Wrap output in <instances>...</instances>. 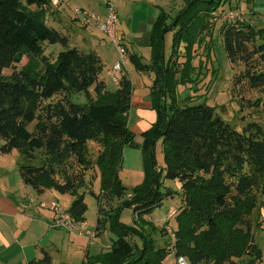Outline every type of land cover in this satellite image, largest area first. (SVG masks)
Returning <instances> with one entry per match:
<instances>
[{"label": "trees", "instance_id": "1", "mask_svg": "<svg viewBox=\"0 0 264 264\" xmlns=\"http://www.w3.org/2000/svg\"><path fill=\"white\" fill-rule=\"evenodd\" d=\"M52 2L0 0V153L17 150L28 162L40 154V166H20L23 183L40 195L46 190L71 195L68 212L81 223L88 211L86 172L98 168L100 193L90 192L99 204L94 236L108 230L115 237L106 252L87 257L83 264H163L171 250L188 264L262 262L253 216L259 208L264 211V126L251 121L240 131L213 107L180 105L175 98L181 79L193 82L194 45L210 32L217 11L232 0H185L170 24L162 12L151 29L150 65L130 54L137 71L156 75L150 89L157 111L153 127L141 134L145 177L132 189L123 185L120 170L125 147H140L129 125L133 83L125 73L117 90H108L100 78L105 67L100 56L69 47L68 36L47 24L46 9ZM168 31L173 32V49L167 62ZM220 32L233 67H242L233 90L264 94V27L223 19ZM55 44L64 49L51 57L46 46ZM183 46L186 60L179 63ZM23 57L28 62L18 68ZM6 69L11 74L6 75ZM73 93H85L88 103L72 102ZM262 101L260 96L246 107H260ZM159 140L164 166H158L155 156ZM90 143L99 146L93 162ZM73 163L77 169L71 168ZM170 181L177 182L178 189ZM177 197L182 205L175 215L171 250L121 221V212L130 209L136 221L147 225L145 215ZM115 200L118 205L113 206ZM136 237L141 245L131 239ZM29 264H52V258L44 251L42 259Z\"/></svg>", "mask_w": 264, "mask_h": 264}, {"label": "rangeland", "instance_id": "2", "mask_svg": "<svg viewBox=\"0 0 264 264\" xmlns=\"http://www.w3.org/2000/svg\"><path fill=\"white\" fill-rule=\"evenodd\" d=\"M240 1L242 6L240 5ZM106 2V0H58L57 4L52 2V5L46 9L45 16L49 26L54 27L64 35L68 36L69 47H77L78 49L86 52L92 51L93 49L98 50L105 65L101 78L108 83V90L116 91L118 85L114 80L111 71L113 66L121 59L117 47L95 26H84L80 19L76 17L75 13L76 9L85 8L86 10L92 11L96 14H103ZM123 2H125V6L123 3V5L119 6V8L116 7V10L119 12L120 17L118 24L122 30L126 31L127 40H130L132 43L129 44V50L127 49L128 54L129 56L130 52L132 54H142L144 57H140H142L143 63L150 65L151 58L149 54H143V52L149 51L140 50L138 47L133 45L135 34L131 31V23H133V26L140 25L143 20L148 23V17L155 13L150 11L158 10V16L162 12L166 13L167 23L170 24V22L184 8L185 2L184 0H173V2L169 0H123ZM112 3L116 6L118 0H113ZM31 8L35 9V6H32ZM242 10H244V12H241ZM55 12H59L60 16L55 15ZM226 12H239L241 13L243 21L253 23L257 27H264V0H235L232 3H228L221 7L217 11L219 18L215 20V24L210 29V32L203 34L201 36L203 39H200L193 47V82H188L186 80L182 81L180 78L181 81L178 82L179 84L175 88V98H177V102L180 105L203 103L213 107L216 110V113H218L232 127L240 131L243 130L244 127L251 121H257L264 126V101H262L260 107H246L248 102L257 99L260 96L264 97V94L247 88H244L241 91L237 88L233 90L234 78L238 75L239 71L242 70V67H233L223 47V39L220 30L223 23V16ZM158 16L156 17V20ZM164 39V54L165 59L168 62L173 49V32H166ZM63 49L64 47L61 44L47 45L46 54L51 57H57L59 52ZM178 52L179 63H182L186 60L184 57V46L179 48ZM27 62L28 58L23 57L21 63L18 64L17 67L21 68ZM11 72V69H6L4 71L6 75L11 74ZM125 72L133 83V98L137 96L134 103H132L133 109H131L129 114V125L130 129L136 134L135 141L140 144V147H125L123 151V164L122 169L120 170V178L124 186L132 189L141 184L145 177L144 158L141 148L143 138L141 134L146 130H150L157 121V111L153 109L150 89L156 75L151 71H137L131 63L130 57L125 65ZM115 75L117 77H121L122 74L115 73ZM71 100L77 104L88 103V97L85 93H73ZM148 102L152 106L149 110L140 106V103L148 104ZM166 102L168 106L172 105V99H170V97ZM241 102L245 105L244 108L241 107ZM138 109L141 110V113L139 114L137 112ZM149 111H151V114ZM142 118L145 119L144 124ZM98 148L99 146L96 143H90L89 145L92 162L95 161L98 154ZM13 153L14 154L12 155H6L5 158L7 159L4 161L6 165L11 163L12 168H15L14 175L9 181H7L8 185H14L21 182V178L17 171V168L21 165L31 164L40 166L42 164L41 156L38 153H36V158L31 162H28L23 157H19L18 151H13ZM155 156L158 166H164L163 149L160 140L156 143ZM71 168L77 169L78 167L73 163ZM86 183H88L85 188L88 192L85 196V202L88 205V211L85 214L86 221L84 222L86 228L82 229L79 227L78 229L69 232L65 228H59L58 230L53 229L54 231H59L63 236L68 235V237L73 236V234L80 231L84 234L83 242H85V245L89 242V240H93L95 238V236L92 237V234H94L99 215L98 201L96 197L90 193L93 191L95 194H99L101 188V176L98 168L95 166L87 170ZM176 183L177 182L175 181L169 182L173 188L178 189V185H175ZM54 194L56 193L48 191L44 197L39 198L34 192L33 198L35 201L30 196H22L27 197L22 199V201L30 204L29 210L32 212L33 216L46 220L45 218L51 216L50 209L53 202H58L65 211H68L73 201L71 195L65 194L62 196L57 193L59 195L57 196V194ZM15 195L17 196V194ZM18 200L21 203V199L18 198ZM116 205H118L117 200L113 202V206ZM181 205L182 201L179 197L167 199L160 208L154 210V214L151 215L152 221L147 222L145 220V222L148 223L147 225L141 223L140 219L139 221H136L137 216H134L130 209H124L121 212V221L129 227H137L148 236H151V238L155 240L157 246L169 248V250H171L172 243H174L172 233H175L177 228V225H175V215L173 218L171 217L169 221L166 220L168 219L170 210H176L178 213ZM105 208H108V206ZM263 212L264 211L260 208L255 210L253 216V230L256 242L263 251L264 259ZM164 220L165 224L160 227L161 222ZM97 237L99 238V242H103L104 240L111 241V238H114L115 236L112 232L108 231ZM131 239L141 245V241L137 237ZM240 262L241 261L239 259H233V261L227 264H240ZM56 264L61 263L56 262ZM163 264H177V257L172 250ZM259 264H264V260Z\"/></svg>", "mask_w": 264, "mask_h": 264}, {"label": "crops", "instance_id": "3", "mask_svg": "<svg viewBox=\"0 0 264 264\" xmlns=\"http://www.w3.org/2000/svg\"><path fill=\"white\" fill-rule=\"evenodd\" d=\"M106 1L113 2V0ZM169 1L173 2V0ZM123 3L125 6V2H123V0H118L116 7L119 8V6L123 5ZM150 12L155 13H153L152 16L148 17V23L143 20L141 21L140 25H138L139 27L136 25L133 26V23H131V31L135 34L133 45L138 47L140 50H148L149 52L146 51L143 52V54H149L151 58V29L156 22V17L158 16L159 12L158 10H152ZM241 12H244V10H242ZM105 13L106 3L105 11L103 12V14ZM55 15L60 16L59 12ZM119 19L120 17L118 12V20ZM118 27L120 34L124 36L127 49L129 50V44L132 43L130 42V40H127L126 31L122 30L119 24ZM92 51H95L102 59V56L97 49H93ZM130 54L132 53L130 52ZM137 55L144 57V55L142 54ZM106 84L108 86L107 82ZM136 98L137 96H135V98H132V103H134ZM140 106H143L146 110H149L152 107L149 102L148 104L140 103ZM137 112L139 114L141 113V110L138 109ZM149 113L151 114V111H149ZM142 120L144 124L145 119L142 118ZM12 154L14 153H0V264H29L31 261L42 259L44 256V251H47L50 254L52 258V264H56V262L65 264H83V262L86 261L87 257L97 256L103 252H106L110 247L111 241L104 240L103 242H99V238L96 236L93 240H89V242L85 245V242H83L84 234H82L80 231L70 237H68V235L63 236L59 231H54L53 229L58 230L59 228L54 226V219L56 217L54 215V212L50 208L49 209L51 211V216L45 218L46 220H44L43 218H37L32 215V212L29 210L30 204L24 203L22 201V199H25L27 197L22 196H30L32 199H34L33 196L35 191L31 187H28L23 183L19 172L20 167L17 168V171L21 178V182L14 185L7 184V181H9L10 178L14 175L15 168H12L11 163L6 165L4 161L7 159L5 158L6 155ZM19 157H22L20 153ZM48 191H50L51 193H58L57 191L54 192L55 190H46L41 195L37 194L36 192L35 193L39 198H41L44 197ZM15 194H17V196ZM58 194L62 195L60 193ZM58 194L57 196H59ZM17 197L21 199V203ZM152 214H154V212L145 215L143 217L144 220H146L147 222L152 221ZM262 218L264 219L263 216ZM165 220L161 222L160 227L165 224ZM105 232H108V230Z\"/></svg>", "mask_w": 264, "mask_h": 264}, {"label": "built area", "instance_id": "4", "mask_svg": "<svg viewBox=\"0 0 264 264\" xmlns=\"http://www.w3.org/2000/svg\"><path fill=\"white\" fill-rule=\"evenodd\" d=\"M55 4L58 3V0H53ZM76 17L80 19L81 23L84 26H95L100 31H102L105 36L109 39L110 42L115 44L118 52L120 53L121 59L113 66L112 75L114 80L117 82L119 77L115 75L116 72L125 74V65L128 62L129 54L127 51V45L124 39V36L120 34L118 27V12L116 6L111 2H106V13L105 14H96L92 11L86 10L85 8L75 10ZM229 20L233 23L237 21H243L241 13L239 12H226L224 13L223 19ZM130 197V195H128ZM51 210L54 212V226L57 228H65L68 231H73L81 227L85 229V224L77 222L68 211H65L58 202H53L51 204ZM176 215V210L171 209L168 215L169 221L171 217ZM175 217V216H174ZM170 229V228H169ZM81 230V229H80ZM174 237V233H172ZM94 237V234H92ZM177 264H188V261L185 257L177 258Z\"/></svg>", "mask_w": 264, "mask_h": 264}]
</instances>
